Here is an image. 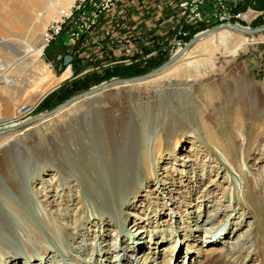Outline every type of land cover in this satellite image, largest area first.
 <instances>
[{
  "label": "rangeland",
  "instance_id": "374dc122",
  "mask_svg": "<svg viewBox=\"0 0 264 264\" xmlns=\"http://www.w3.org/2000/svg\"><path fill=\"white\" fill-rule=\"evenodd\" d=\"M48 1L29 10L27 28L0 19V80L15 81L0 85V126L169 58L155 29L170 11L156 0L111 10L64 64L60 40L41 48L56 15L38 18ZM12 2L0 0V16ZM112 34L114 45L104 40ZM219 37L195 43L160 78L0 137V264H264V32L231 30L206 68Z\"/></svg>",
  "mask_w": 264,
  "mask_h": 264
},
{
  "label": "built area",
  "instance_id": "2783aa9c",
  "mask_svg": "<svg viewBox=\"0 0 264 264\" xmlns=\"http://www.w3.org/2000/svg\"><path fill=\"white\" fill-rule=\"evenodd\" d=\"M150 1L73 0L67 7H62L58 0H50L45 3L44 9L37 13L38 18H42L47 11H56L55 18L52 17L48 20L43 28L41 48L42 50L48 48L55 41L60 40V43L66 46L65 52L61 57L56 56L55 59L61 58L64 61L66 56H71L72 59L74 53L82 50L90 41H95L97 28L111 10H120L121 13L128 8L139 9L141 7L136 8L133 6L134 3H150ZM246 2L247 0H171V3L169 2L170 14L165 20L164 28L166 30L159 33L167 34L165 36L166 45L162 52L170 57L180 50L193 35L216 24L234 23L245 29L256 27L253 26V22L258 17L263 16L264 19V7L257 9L252 3ZM260 25H264V23ZM116 38L112 34L111 37L108 36L104 40L114 45ZM100 44L109 46L106 42ZM125 44L123 48L126 50L133 47L131 42ZM158 50L156 49L154 52L156 53ZM56 65L52 61L48 62L49 67L54 68ZM5 69V64L0 62V75Z\"/></svg>",
  "mask_w": 264,
  "mask_h": 264
},
{
  "label": "water",
  "instance_id": "95a60500",
  "mask_svg": "<svg viewBox=\"0 0 264 264\" xmlns=\"http://www.w3.org/2000/svg\"><path fill=\"white\" fill-rule=\"evenodd\" d=\"M221 28H230L236 31H239L243 34H259L264 32V25H259L256 27H252L250 29H245L242 28L238 25H235L234 23H224V24H216L206 30H203L195 35H193L187 43L176 53L171 55L165 62L160 64L159 66L151 69L150 71H147L146 73L136 75V76H131V77H115L113 79H109L108 81L101 82L97 85H94L90 87L89 89L82 91L80 93H77L69 98H67L64 102L58 104L57 106L53 107L50 110L44 111L42 113H39L37 115L25 118L22 120L21 123L14 125V127H7L5 126L4 128H0V137L8 135L10 133H16L19 132V130H22V128H25L26 126L34 123L41 122L39 120L41 119H47L53 116L56 112H58L61 109L68 108L75 103V101H82L85 97L91 98L95 97V95H98L102 92H105L107 90L116 88V87H121V86H127L131 84H138L141 82H144L146 79H149L152 75L156 74L157 72L162 71L165 69L168 65H170L173 61H175L183 52H185L188 48H190L193 44H195L197 41L200 39L210 35L211 33L217 31L218 29ZM71 60V56H66L64 58L63 63L67 64ZM45 119V120H46Z\"/></svg>",
  "mask_w": 264,
  "mask_h": 264
},
{
  "label": "bare ground",
  "instance_id": "6f19581e",
  "mask_svg": "<svg viewBox=\"0 0 264 264\" xmlns=\"http://www.w3.org/2000/svg\"><path fill=\"white\" fill-rule=\"evenodd\" d=\"M41 2V0H14V2H12V5L10 4V5H4V8H3V12L1 13V16H0V19H2V20H6V22H8L9 23V25L12 27V28H14V29H18V30H20V29H24L25 27H26V25L28 26V24L30 23V25H31V20H30V14H31V12H29V10L30 9H33L36 5H39V3ZM47 13H48V15H47ZM45 15H47V16H49L50 15V13L49 12H47ZM45 17L46 16H44V18L42 19V21H43V23L44 22H46L45 21ZM46 20H48V19H46ZM32 26V25H31ZM27 28V27H26ZM29 28H32V27H29ZM28 28V29H29ZM219 30V31H218ZM217 30V34H219L220 35V37H219V39H218V44L217 45H212V46H209L210 48L207 50V52H206V57H204L205 59L203 60V61H205V63L207 62L208 63V66L207 65H205L206 66V68H209V67H212V64H213V58H211L210 57V55L212 54V52H214L215 50H218L219 48H223L224 50L226 49V48H228L227 47V45H228V41H227V37L229 36V34H230V31L231 30H233V29H231L230 30V28H221V30L220 29H218ZM235 32H237V33H239V34H242L243 35V33H241V32H239V31H236V30H234ZM216 32V31H215ZM215 32H213V33H215ZM213 33H211L210 35H212ZM210 35H208V36H210ZM244 35H254V34H244ZM208 36H206V37H204V38H207ZM204 38H202V39H204ZM202 39H200V40H202ZM199 40V41H200ZM198 42V41H197ZM196 42V43H197ZM246 42H241V43H239V45L234 49V50H232V51H234V52H236V51H238V50H240L242 47H243V45L245 44ZM194 45V44H193ZM192 45V46H193ZM191 46V47H192ZM190 47V48H191ZM190 48H188L187 50H189ZM187 50L185 51V52H183L178 58H180L183 54H185L186 52H187ZM225 52H227V50H225ZM177 58V59H178ZM176 59V60H177ZM175 60V61H176ZM174 62V61H173ZM172 62V63H173ZM134 63V62H133ZM203 63V62H202ZM201 63V64H202ZM204 63V64H205ZM127 66V65H126ZM129 66V65H128ZM169 66V65H168ZM167 66V67H168ZM164 70V71H163ZM162 71H160V72H157L156 74H154V75H152L151 77H149V79H146L145 81H148V80H155V79H157V78H160L161 77V75H163V73L164 72H166V71H168L169 69H167V70H165V69H163ZM68 70L66 71V72H64V74H62L60 77H58L57 78V81H59L61 78H64L65 76H67L68 75ZM161 73V74H160ZM144 81V82H145ZM14 80L13 79H8L7 78V75H2L1 76V80H0V85H4V84H8V85H13L14 84ZM144 82H141V83H144ZM139 84V83H138ZM116 88H118V87H116ZM96 96V95H95ZM85 98H87V97H85ZM83 100V99H82ZM75 102H78V101H75ZM73 104H74V102H73ZM64 109H66V108H64ZM64 109H61V110H59L58 112H56L53 116H55V115H57V114H59V112H62ZM53 116H51V117H53ZM50 117V118H51ZM46 119V118H45ZM45 119L43 118V119H41V120H39V121H41L42 123H43V121L44 122H46L47 121V119H49V118H47L46 119V121H45ZM22 122V121H21ZM21 122H19V123H21ZM41 122H38V123H34V124H39V123H41ZM19 123H14V124H9V125H4V126H0V128H4L5 126H7V127H14V125H17V124H19ZM31 125H33V123L32 124H30V125H28V126H26L25 128H22V130H25L26 128H28L29 126H31ZM19 131H21V130H19ZM212 133L213 134H209L210 135V139H212L214 136H215V132H213V130H212ZM10 134H13V133H10ZM208 134V133H207ZM219 135V134H218ZM219 138V137H218ZM213 219H212V214H208V217H207V219H205V223H210L211 221H212ZM221 233V232H220ZM219 233V234H220ZM213 240V239H212ZM124 250H125V248H123Z\"/></svg>",
  "mask_w": 264,
  "mask_h": 264
},
{
  "label": "trees",
  "instance_id": "16d2710c",
  "mask_svg": "<svg viewBox=\"0 0 264 264\" xmlns=\"http://www.w3.org/2000/svg\"><path fill=\"white\" fill-rule=\"evenodd\" d=\"M264 4V0H258V5H255L256 7H262ZM264 23V22H263ZM261 23L260 21H254L253 22V26H257V25H260V24H263ZM190 38V37H189ZM163 55V52L162 54ZM164 56V55H163ZM167 56V55H166ZM167 58V57H166ZM161 60V61H160ZM159 61H155L153 62L152 64V68L155 67V66H158L160 65L164 60H166L165 58H160ZM62 61V60H61ZM149 69H139V68H128V69H125V70H122V71H117V74L118 76H121V77H127V76H133V75H138V74H142V73H145L147 72ZM48 100V99H47ZM47 104H50V105H46L49 107H52L53 106V103H50L49 101L47 102Z\"/></svg>",
  "mask_w": 264,
  "mask_h": 264
},
{
  "label": "crops",
  "instance_id": "0c3cea01",
  "mask_svg": "<svg viewBox=\"0 0 264 264\" xmlns=\"http://www.w3.org/2000/svg\"><path fill=\"white\" fill-rule=\"evenodd\" d=\"M156 0H151L150 1V3L152 2V4L155 2ZM171 3V0H160V2H158V4H157V6L159 7V8H165V9H167V14H169L168 12L171 10V8H170V3ZM247 3V2H246ZM246 5V4H245ZM245 5H242V6H245ZM253 6L255 7V8H257V9H259L258 7H256L255 6V4H253ZM124 13V12H123ZM160 14V13H159ZM163 18H159L158 19V22H156L157 23V28L155 29V33H157V35L159 34V33H162V32H164V30H166V28H164L165 27V25H166V21L165 20H162ZM156 27V26H155ZM126 36H129V35H127L126 34ZM116 39H119V38H116ZM115 39V40H116ZM130 43V42H129ZM126 45V44H125ZM66 70H70V68H67Z\"/></svg>",
  "mask_w": 264,
  "mask_h": 264
}]
</instances>
